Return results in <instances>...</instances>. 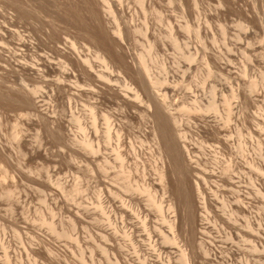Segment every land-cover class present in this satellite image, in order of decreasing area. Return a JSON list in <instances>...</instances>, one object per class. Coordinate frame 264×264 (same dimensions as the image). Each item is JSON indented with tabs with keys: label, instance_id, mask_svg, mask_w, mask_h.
Returning a JSON list of instances; mask_svg holds the SVG:
<instances>
[{
	"label": "rangeland",
	"instance_id": "obj_1",
	"mask_svg": "<svg viewBox=\"0 0 264 264\" xmlns=\"http://www.w3.org/2000/svg\"><path fill=\"white\" fill-rule=\"evenodd\" d=\"M62 1L47 0L49 3L39 8V14L27 13L18 21L23 29L39 36L38 51L42 53L45 48L53 57L48 30L57 29L61 46L73 41L72 26L81 28V32L88 28L85 10L78 3L61 5ZM97 1L106 23L115 25L113 14L106 9L107 3ZM120 5L130 27L129 37L122 41L123 50L129 60L146 61L151 79L166 80L157 87L168 90L166 100L179 119L177 126L186 136L189 159L195 168L188 174L189 185L199 206L203 208V195L213 204V211L207 212L208 217L203 219L204 229L197 230V238H203L208 249L206 254L195 245L197 264H243L248 256L255 262L252 264H264L263 252L253 253L251 243L245 239L250 231L245 226L246 215H254V211L259 214L260 206L264 205V0H234L232 4L220 0H122ZM2 18L0 14L1 21ZM171 24L176 25L177 43ZM185 24H189V29ZM153 43L156 45L151 48ZM79 46L82 54L92 55L97 70H104L103 62L87 39L81 38ZM58 74V69H52L35 80L52 82ZM115 74L119 81L112 83L122 94L127 93L130 101L136 102L128 78L117 70ZM12 80L17 82L13 77ZM83 80L79 75L67 78L66 88H70L67 93L54 92L45 86L40 94H33L46 115L45 121L35 114L24 116L18 106L9 105L0 126V143L10 155L15 172L10 171L8 177H11L3 178L4 169L0 166V264H123L124 261L167 264V255L172 258L171 264H185L179 259L183 248L180 237L173 244L164 243L157 236L160 231L173 233L161 217L171 218L172 212L167 205L170 196L160 188L156 166L161 164V159L151 120L143 115L146 105L125 109L116 97L98 99V125L104 126L103 111H112L117 123L126 126L122 138L128 155L124 165L115 158L118 140L113 135L105 142L104 156L110 164L107 172L102 173L98 168L99 153L82 144L84 132L73 119L75 115L81 116L83 124L91 125L86 101L93 98L86 93L89 87ZM102 82L100 79L98 83ZM235 88H239V97H232ZM194 100L203 105L214 103L217 109L200 113L186 110L195 105ZM54 119L62 123L59 132L53 131ZM254 124L258 126L255 139L249 134ZM15 130L34 150L30 157L26 158L19 150ZM99 135L103 132L91 137L94 148ZM131 146L141 148L138 158L134 157ZM11 173L16 176L12 178ZM127 173L133 184L143 185L146 181L153 184L156 198L165 204L163 212L149 204L145 192L124 190L122 184L126 183ZM74 185L80 191L66 196ZM5 188L11 194H3L1 190ZM102 188L108 219L98 207ZM110 188H118L121 196L111 195ZM223 201L234 208V221ZM242 202L247 207L237 210ZM112 203L122 206L127 215L111 206ZM72 214L79 217L75 225ZM259 215L264 219L263 211ZM232 226L241 228L239 236L233 233L236 229ZM102 232L110 235L107 240L101 236ZM155 239L156 246H151ZM154 247L161 248L163 259L157 258L159 251L153 250ZM143 257L148 258L146 263Z\"/></svg>",
	"mask_w": 264,
	"mask_h": 264
},
{
	"label": "bare ground",
	"instance_id": "obj_2",
	"mask_svg": "<svg viewBox=\"0 0 264 264\" xmlns=\"http://www.w3.org/2000/svg\"><path fill=\"white\" fill-rule=\"evenodd\" d=\"M103 1L107 3V11L113 14V18L115 19V25L113 26H110L106 23L104 18L105 15L103 16L101 7L99 6V3H97V0H63L61 2V5L63 4L65 6L78 3L79 8L81 7L83 10H85L84 19L86 20L88 28L81 32V28L77 27L76 25L72 26V28H75V31H72L75 33L73 41L69 42V45L63 43V45L61 44V46L59 45L58 41L59 39L56 32L57 29L53 28L51 30H48L46 35L49 41V45L51 46H49V48H52L54 50L53 53L55 54V57H53L50 54L51 52H47L48 50L44 51L45 48H42L43 52L40 53L38 51V45L40 42L38 38L39 36L36 37V33L23 29L24 27L20 24V22L18 23L20 18L26 16L27 13H33L35 11V14L37 15V13L40 11L39 8H41L44 4L47 5V3L49 2H47V0H2L3 4H1L3 6L1 8L5 13H3V11L2 13H0L1 16H3V20H0V126L2 125L3 120L6 119L5 116L9 105L13 104L15 106H18L23 111L24 116L35 114L40 119L45 121L46 115L39 109L38 99L33 94H40L41 89H43V87L45 86H49L54 92L67 93L70 89L68 88L67 90L66 88L68 85L67 78H70L71 75H79L81 76L82 80L84 79L86 81L85 83L89 87L87 88L86 93L91 94L93 98V100L91 101H86V104L90 108L91 125H88L87 123L83 124L82 119L80 118L81 116L75 115L73 119H75L79 123L80 129L84 132L82 144L89 150H94L99 153L101 159L98 164V168L102 173H105L107 172L110 164V160L105 158L104 156L105 142H109L112 139L113 135H115L118 140V144L114 148L115 158L121 161L122 165H124L126 162V157L128 155L127 152H125V145L122 138L123 131L126 126H124V124L122 123H117L118 121L115 120V116L112 111H103L101 116L104 119V126L101 128L97 123L99 113L98 107L100 106H98V99L100 97L106 96L116 97L121 101V104L125 109L133 107L135 108L136 106L138 107L139 104L146 105L143 115L148 117V119L150 118L151 120V129L152 134L154 135L153 139H155L154 141L159 150V157L161 159V164H156L158 179L161 186L160 188H162L164 193L169 194L170 200L167 205L168 209L172 212V217L170 216L171 218H167L164 215H162L161 217L162 220L168 224V227L173 231V233H171V235H167L165 233H162L161 231V233L157 231V236L159 235L164 243L173 244L176 243L177 239L180 237V239L183 241V243L181 244V247L183 248H181L182 250L179 259L185 262V264H197V258L195 256V245L197 244L198 246H200L202 248V251L206 254L208 251L205 246L204 239L197 238V230L198 227H205L202 225L203 223H205L203 222V219H206V216L208 217L209 213L207 212L213 211V204L211 203L212 201H210L206 197L207 195H203V208L199 206L196 195L189 185V180L187 179V177H189L188 174L195 170V168L189 159L190 152L185 141L186 136L185 133L182 132L180 125L177 126V124L179 123V119H177L175 114L171 111V106L167 101L168 90L157 87L160 83H164L166 80L163 79L162 81H158L155 79H151L150 67L142 58H135L132 60L128 59L126 52L123 50L122 41H125L129 37L130 27L125 21L126 17L124 14V9L120 5L122 0ZM233 2L234 0H220V3L232 4ZM46 5L44 6L46 7ZM185 27L186 29H189V24H185ZM175 30L176 25L171 24L172 35L175 42L177 43L178 36L176 35ZM81 38L87 39L88 42L94 47L96 57L103 62L104 70H97L95 68L94 59L92 58V55L90 53L82 54L79 46ZM47 39L43 40L46 42ZM155 45V43L151 44V48H153ZM52 69H58L59 71V74L54 81L46 82L35 80L36 76L42 77L49 70L52 71ZM116 70L120 73H123L130 81V84L133 85L131 91L133 97L136 99V102L130 101L128 99L127 93L122 94V92H120L118 88L115 87V84L112 83V81H119L117 80V78H115ZM12 77L17 79V82L13 81ZM100 79L104 80L101 85L98 83ZM153 85L157 88L154 89ZM125 87L127 88L128 86L125 85ZM239 95V88H235L232 91V97H239ZM93 96L97 97L94 98ZM194 102L195 105L193 104V106L191 105L190 107H187L186 110L200 113L208 111L210 109H217L216 104L214 103L203 105L201 103L198 104L195 100ZM182 107V109H185V106ZM51 123L53 125L54 132H59L62 130L63 126L59 120L54 119ZM257 127L258 126L254 124V126L249 130L250 137L253 139H255L254 131H256ZM14 132V137L16 136L18 138L19 150L26 156V158L30 157L34 150L29 148L30 146L28 147L25 138L19 131L15 130ZM101 132H103V135H99V137L97 138V145L94 148L91 137L93 134L97 135ZM134 146H131L132 149L130 150H132L134 157L138 158L141 148H134ZM9 156L7 155L3 145H1L0 143V166L4 169V174L2 175L3 178H7L10 171L15 172V165L9 158ZM142 166L145 165L142 164ZM12 175V178L16 176V174L14 175V173ZM126 178V183L122 184L126 192H145L148 195L149 204L154 206L159 212H163L165 204L163 205V202L159 201L156 198V194L152 189L153 184L150 181H146L143 185H137L131 183V181L129 180V174L126 176ZM59 186L61 187L60 184ZM103 190V188L100 189L98 194V207L101 210L102 216L106 218L107 206L105 204L106 199ZM1 191L3 192V194L6 193V195L11 194V190L8 188H5V190L2 189ZM79 191V186L74 185L72 189L66 193V196L76 194ZM108 191L111 195H114L116 197L121 196V191L118 188H110L108 189ZM260 191V189H257V192L261 193ZM262 196H264V194ZM136 199V201H138V198ZM123 202L124 201H122V205H124ZM223 202L224 206H228L229 211L231 212L230 214H234V208L229 205L230 203H227L225 201ZM55 204L58 205L57 203ZM244 205L245 204L243 203V205L241 204L240 206H238L237 210L243 208L245 209V207H247V204L245 207ZM111 206L122 212L125 216L127 215L126 210L122 209L121 205V207H116L115 204L112 203ZM260 208L261 211L264 212V205L260 206ZM261 211L259 212L261 213ZM203 213L205 214V216L203 215ZM254 213V215H246L245 217V226L250 230L249 233L245 234V239L251 243V251L253 253L259 252L261 250L264 254V219L262 215H259L260 213L256 214L257 212L255 211ZM233 214L231 215L232 218L235 215ZM72 217L73 224L74 222L76 223L79 221L78 215L72 214ZM235 217L233 218V221ZM108 218L109 217H107V219ZM221 221L223 222V224H225L226 222L224 218L221 219ZM125 223L126 222H124V224ZM143 224L146 223L143 222ZM232 228L237 230V232H235V230L233 233H236L239 236L241 228H235V226H232ZM115 229L117 230V226L115 227ZM230 230L232 231L233 229ZM228 234L229 235L227 236H229L230 238V236H232V233L230 232ZM124 235L128 236L125 230ZM101 236L105 240H107L110 235L106 232H102ZM231 239L233 238L231 237ZM151 246H156V239ZM157 248L153 249L159 251L158 253H156L157 258L163 259L162 251H160L161 248ZM166 257L167 259L165 263L171 264L172 258L168 255ZM248 257L245 258V261H242L243 264H252L254 262L253 260L248 259ZM7 259L9 262V258ZM147 259V257H143V262L146 263ZM123 264L128 263L127 261H124Z\"/></svg>",
	"mask_w": 264,
	"mask_h": 264
}]
</instances>
